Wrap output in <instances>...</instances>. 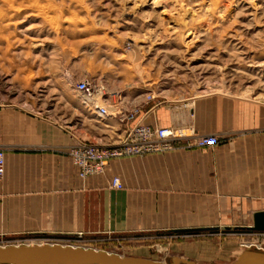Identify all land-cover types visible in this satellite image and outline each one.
I'll list each match as a JSON object with an SVG mask.
<instances>
[{"label":"rangeland","instance_id":"obj_1","mask_svg":"<svg viewBox=\"0 0 264 264\" xmlns=\"http://www.w3.org/2000/svg\"><path fill=\"white\" fill-rule=\"evenodd\" d=\"M79 82L106 87L102 106L110 105L111 118H120L115 105L141 108L132 101L139 93L146 103L187 108L216 96L264 102V0H0V104L51 116L97 143L102 123L76 91ZM228 116L223 123L232 126ZM205 220L185 226L251 222L232 208H206ZM73 240L0 236V247ZM251 243L264 250V233L169 231L92 246L124 257L144 246V258L166 264H233Z\"/></svg>","mask_w":264,"mask_h":264},{"label":"crops","instance_id":"obj_2","mask_svg":"<svg viewBox=\"0 0 264 264\" xmlns=\"http://www.w3.org/2000/svg\"><path fill=\"white\" fill-rule=\"evenodd\" d=\"M144 95L132 99L142 104L132 124L192 127L197 135H217L218 145L113 159L104 174L81 179L69 152L78 142L91 141L51 116L0 104V149L5 154L0 236L76 239L82 234L93 248V243L158 232L251 226L253 214L264 211V102L216 96L196 99L187 108L146 103ZM229 114L232 126L223 123ZM97 117L102 124L93 144L106 146L124 138L121 118ZM115 177L121 189L110 187ZM206 208H232L233 216L239 211L251 222L185 226L204 223ZM145 248L130 246L142 252L129 256L144 258Z\"/></svg>","mask_w":264,"mask_h":264},{"label":"built area","instance_id":"obj_3","mask_svg":"<svg viewBox=\"0 0 264 264\" xmlns=\"http://www.w3.org/2000/svg\"><path fill=\"white\" fill-rule=\"evenodd\" d=\"M75 89L82 95V101L90 110L100 117L109 116L108 106L110 105L98 106L96 103L97 99L107 100L108 102V99H106L108 91L102 83L79 82L76 84ZM148 98L149 100L152 99L150 96ZM112 109L113 115H119L126 125L125 136L119 142L106 146L78 142L70 150L69 155L73 165L78 169V176L81 179L104 174L106 167L113 159L143 157L148 154L164 153L190 147L201 149L215 147L219 142L215 135H195L192 127H149L141 122L132 124L140 113L139 106L125 112H122L123 109H120L117 105L113 106ZM4 164L5 154L0 149V181L4 175ZM110 187L121 189L120 179L113 178ZM76 236V239L67 245L90 248L78 244L82 241V234ZM243 247L248 250L264 251L260 245L254 243Z\"/></svg>","mask_w":264,"mask_h":264},{"label":"water","instance_id":"obj_4","mask_svg":"<svg viewBox=\"0 0 264 264\" xmlns=\"http://www.w3.org/2000/svg\"><path fill=\"white\" fill-rule=\"evenodd\" d=\"M264 233V211L253 214V224L237 228ZM184 232V231H182ZM193 232V231H185ZM196 264L175 259L172 264ZM0 264H166L148 258L124 257L92 248L61 244L0 247ZM233 264H264V254L245 251Z\"/></svg>","mask_w":264,"mask_h":264},{"label":"bare ground","instance_id":"obj_5","mask_svg":"<svg viewBox=\"0 0 264 264\" xmlns=\"http://www.w3.org/2000/svg\"><path fill=\"white\" fill-rule=\"evenodd\" d=\"M218 93H219V91H217ZM104 101L103 100H100V99H97V104H98V106H101L102 105V103H103ZM115 103V102H114ZM106 117V116H105ZM44 243V242H43ZM43 243H40V245H44ZM34 245V244H33ZM248 251H252V250H248ZM254 252H258V253H262V254H264V251H262V252H260V251H257V250H253ZM180 264V263H179Z\"/></svg>","mask_w":264,"mask_h":264}]
</instances>
